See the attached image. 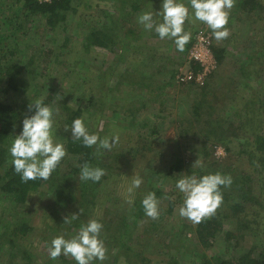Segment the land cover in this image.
<instances>
[{
	"label": "rangeland",
	"instance_id": "1",
	"mask_svg": "<svg viewBox=\"0 0 264 264\" xmlns=\"http://www.w3.org/2000/svg\"><path fill=\"white\" fill-rule=\"evenodd\" d=\"M73 1L75 8L65 11V17L57 18L55 26L51 27L46 17L38 15L23 22L20 11L23 0H0V33L6 34V40L0 43V55L2 64L17 66L18 85L23 87L20 86L18 97H13V101L16 106L24 107L23 115L34 114V109L29 111L28 106L36 99L47 100L48 106L58 113L53 116L54 141L65 147L64 135L71 129L70 114L76 109L80 112L75 118H81L92 134L101 139L114 134L119 137L111 151H98L99 157L108 152L109 156L101 161L111 164L109 172L105 170L96 195L101 203L91 209L92 205L86 202L82 205L88 210L83 224L93 214L103 224L101 236L107 248V259L95 260L92 264H142L141 257L147 259V264H173L174 261L200 264L202 257L212 261L214 257H237L243 250L231 247L229 242L238 239L239 230L245 233L240 241L242 248L253 249L255 257L264 252V161L256 156L262 151L257 150L254 134L264 137V0H255L257 5L253 13L247 12L251 0H235L226 25L230 35L222 41H217L204 23L185 22L184 29L191 36L198 28H204L212 37L217 66L204 87L177 83V72L188 68L186 54L177 50L172 39H160L154 30L148 31L138 23L139 13L130 8L135 0ZM183 3L192 17L190 0H183ZM161 5L162 0L149 1L143 12H152L154 20L159 22L162 20L158 14ZM6 19H17L22 25L16 35L8 33ZM130 29L133 32L128 31ZM101 30L117 36V42L106 47L87 43V34ZM46 48L52 52L46 68L41 70L46 58L42 51ZM114 48L119 54H115ZM144 74L148 75L144 76L148 84L140 88L143 82L139 76ZM116 82L118 86L113 87ZM105 83L107 85L103 86ZM111 86L112 89H107ZM202 90L208 92L205 98L213 107L205 109V118L198 120L199 124L192 119L191 109L195 102L203 100ZM214 100L224 105L214 106ZM65 126L69 127L68 131L64 130ZM236 128H240L238 133L228 138L226 130ZM21 131L17 129L12 135L11 145ZM215 136H226V144L213 142ZM140 144L144 147L137 150ZM225 145L230 147L229 154ZM217 148L220 154L216 153ZM198 159L202 166H193ZM72 161L71 155H66L54 172L66 173ZM177 164L182 168L176 169ZM194 170L224 175L234 172L235 177L242 176L249 184L252 200L246 201L244 210L223 225L234 234L229 241L221 232L209 247L199 245L192 233L196 223L179 215L183 195L176 188V182L181 176L192 175ZM134 175L142 178V184L134 189L130 197L133 203L129 204L126 202L127 189ZM47 186L43 184L37 192L28 195L27 201L16 206L0 194V226L2 220L8 224L21 216L31 228L27 234L18 236L16 248L3 245L0 264H26L22 258L25 252L31 254V264H43L50 259V245L47 244L58 233L53 228V219L48 220L44 212L52 205L50 197L54 196V186ZM157 189L163 192L161 197L156 196L159 217L151 219L145 215L128 229L125 237L120 223L129 227L133 224L135 199L142 202L145 194ZM63 202L66 207H50L62 208L55 215L58 222L79 207L75 201V204L67 199ZM224 211L229 213L228 209ZM240 217H252L256 221L252 224V233L239 228L237 219ZM148 222H152V226L148 230L150 233L145 234L143 225ZM109 223H114L113 227L117 224L111 240L103 238L107 236L104 226ZM61 227L59 233L65 238L79 229L65 223ZM162 227L166 232H162ZM3 238L0 237V242ZM120 241L124 242L123 246ZM9 249L14 259L10 258ZM122 250L128 255H123ZM50 260L51 264H77L63 254Z\"/></svg>",
	"mask_w": 264,
	"mask_h": 264
},
{
	"label": "trees",
	"instance_id": "2",
	"mask_svg": "<svg viewBox=\"0 0 264 264\" xmlns=\"http://www.w3.org/2000/svg\"><path fill=\"white\" fill-rule=\"evenodd\" d=\"M151 2L152 0H135V2H132L130 4V8L136 10L139 14L143 12V7H145L146 10V4ZM249 5V10H247L248 13H253L256 9V1L251 0ZM75 8L74 6V1L73 0H50L49 2H39L38 0H23V4L20 8L21 13L23 14V22L27 21V19L30 16H42L46 17L47 23L51 26H55V20L57 18H64L65 14L64 12L71 9L73 10ZM148 12V10L146 11ZM14 15V14H13ZM249 16V15H248ZM53 18V20H52ZM17 19H6L4 21V24L6 25V28L8 27L11 31V33L14 35L17 34L18 30L21 28L22 25L16 21ZM58 21V20H56ZM17 22V23H16ZM19 24L18 27H14L13 25ZM7 30V29H6ZM133 29H130L128 31H131ZM1 31H3L1 29ZM10 34V36H12ZM157 34V33H155ZM6 34H1L0 33V43L4 42L6 39L4 38ZM87 43L91 44H98L100 46H108L110 44H115L117 42V36L116 38L112 36L110 32H105L104 30L102 31H91L89 34H87ZM212 39V38H211ZM192 42V36L190 38V41L185 45L184 51H182L183 54H186V50L190 46ZM114 48V52H115ZM211 50L213 48L211 47ZM214 51V50H213ZM43 55L46 57L45 60L42 62L41 70L46 68V63L48 61V57L51 55L52 50L50 48H46V50L42 51ZM121 53V51H120ZM115 54H119L116 53ZM216 55V53H215ZM186 65L190 67L194 72H197L199 69V65L196 62H190L188 63L187 60H185ZM17 66L16 65H11L10 64H2L1 62V55H0V194H3L5 198H7L13 206H16L18 204H23L25 201H27V197L30 193L37 192L38 188L41 187L43 184H48V186H54V196L50 197L52 198L53 202L52 205H49L48 209L45 210V215L47 219L49 220L50 218L53 219V228L55 231H57V235H61L59 233V230L62 228L61 226L64 225L63 220L59 219L61 222L56 221L55 215L62 210L56 209V207L50 208L53 205L58 206L61 205V207H64L66 202L62 204V201L64 199H67L70 201V204H75L79 207L74 209V212H79L80 209H82V213L79 217L78 220H75L71 224H67L68 226H76L80 227L83 224V221L86 216L88 210H85L82 205L84 202L92 205L89 209L95 208L96 204L98 202L101 203L100 197L96 198V195L98 193L99 186H101L102 183V178L99 182H93L91 180H80V168L78 165H82L84 163H89L93 167H100L103 168L104 170H109L111 169V164L105 163V161H101V158H107L109 156V153L107 152L106 155L100 154L101 157L98 155L97 147H86L83 145L82 141H73L72 136H71V129L70 131L64 135L65 139V149L67 152V155H71L73 158L71 165H68V170L66 173L59 174L56 172H53L52 175L48 180H42V179H37V180H32L28 182H23L20 178V175L17 174L14 170L13 164H12V157L9 155L10 151V139L12 138V135L15 134V131L17 129H22L23 128V119L25 118V115H23L24 107H18L13 101V97H18L16 96L19 93V88L20 86L23 87L22 84L20 86L18 85L19 80L17 78L18 72L16 71ZM106 70V69H105ZM127 73V72H126ZM213 73V71H212ZM211 73V74H212ZM40 74V72H38ZM209 74L206 77V82L208 80V77H210ZM148 77L147 74L139 76L141 81L143 82L140 88H143L144 86H147L148 82L145 80V77ZM172 76V75H170ZM100 78H103L100 76ZM116 82L113 87L118 86ZM120 83V82H119ZM193 84V83H189ZM107 84L105 83L103 86H106ZM143 86V87H142ZM194 86V84L192 85ZM161 87V86H160ZM200 87H204V84ZM107 89H112L108 87ZM201 96L203 100L197 101L192 105L191 109V114H192V119L194 118L195 121L200 120L202 117L205 116V109L207 107H213L211 104V101H206V95L207 93L202 90ZM35 98L37 96L35 95ZM216 99V98H213ZM217 100V99H216ZM215 101V100H214ZM214 106H223L224 104L221 105L220 102L215 101ZM43 103L45 105H48L47 100H43ZM209 103L210 105L207 106L206 104ZM216 107V108H217ZM264 111V110H263ZM54 116H56L58 113L55 112L53 109ZM80 110L76 109L75 111H71L70 114V120L68 123L72 126L73 119L78 116ZM32 114H28L27 116H30ZM205 118V117H204ZM244 119V123H245ZM213 122H215L213 120ZM199 124H201L198 121ZM217 123V122H216ZM242 124L241 126H245V124ZM192 126V123H191ZM240 128L236 129H227L226 133H229L228 138L230 135H236ZM89 133L92 134L91 130L88 129ZM251 134V133H250ZM255 134V142L257 145V150L262 151V153L256 154L262 161H264V137L261 135H258L254 132ZM254 134H252V138L254 137ZM62 135V136H63ZM14 137V136H13ZM226 136L225 137H220V136H215L213 138V142L215 143H221V144H226ZM137 148L140 149L144 147V145L140 144ZM255 145V148H256ZM226 147V152L227 154L230 153V147L225 145ZM102 150V149H100ZM251 153L253 154L254 151L252 150ZM260 154V155H259ZM179 162V161H178ZM176 169H181L182 167L177 164L175 166ZM211 172H204L201 170H194L193 174L196 176L200 177L205 174H209ZM232 176V184L230 187H223L221 186V192L223 194V202L222 204L218 207L216 210L215 214L211 216L210 218L203 219L200 223H196L194 228L192 229V233L195 236V239L199 245H203L204 247H209L212 239L216 237L221 232H224L225 239L229 241L230 238H234V234L230 230H225L223 225L227 220H230V217L232 218L233 216H237V214L241 213L244 210V203L248 200H252V196L250 195V187L248 182L245 180L244 177H239L236 175L234 172H230ZM113 174V173H112ZM226 174V173H225ZM228 175V174H226ZM104 177V176H103ZM249 181V180H248ZM47 186V187H48ZM246 188L245 192L242 194V191H244V188ZM149 192H153L150 190ZM156 196H162L163 192L162 190H155ZM81 197V198H80ZM48 199V197H47ZM68 205V204H67ZM172 206V205H171ZM170 206V207H171ZM66 207V206H65ZM263 207V205H262ZM133 209L135 208L134 213L132 214V225L129 227L128 225H125L123 223H120V226L123 227L125 237L128 235V232L130 229L138 220H142L145 218V212L142 206V202H140L139 199H135L134 201V206L132 207ZM10 209V208H9ZM225 209L229 210V213H225ZM73 212V213H74ZM231 213V216L229 215ZM92 218H96L93 215H91ZM84 218V219H83ZM24 217H17L15 218L14 221H11L10 223H6L5 220H2L5 223H1L0 226V237H4L2 239V242H0V250H2L3 245H7L10 248H16V239L18 236L25 235L29 232L31 229L30 226L27 225L26 221H23ZM46 219V220H47ZM252 219V222H251ZM250 222V223H249ZM237 223L239 225V228H245V231H250L252 233L254 227L252 224H256V221L251 217L249 219L240 217L237 219ZM114 223H109L105 224L104 229L107 232V236L103 237L104 239L108 237V240L112 239L111 234L114 233ZM123 224V225H121ZM10 225H13L10 228ZM47 225V224H46ZM150 226H152V222H148L147 225H143V233H150ZM154 230V228H152ZM164 229V230H163ZM162 232H166V228H161ZM225 230V231H224ZM123 232V231H122ZM258 232V230H256ZM245 233L241 234L240 230L239 232L236 233L238 239L234 238V242H229V245L233 248H240L243 251L237 256V257H214L213 261L212 260H207L202 257V262L200 264H264V252H260L258 256H253L252 252L253 249L251 248H242L243 244L240 242L242 241V236ZM56 235V236H57ZM22 237V236H21ZM102 238V236H101ZM225 240V241H226ZM136 243H138V239L135 238L134 240ZM121 245H124L123 241H120ZM47 244V243H46ZM47 245H50L47 244ZM127 250V246L125 247ZM264 251V248L262 249ZM128 251V250H127ZM9 254L10 258L14 259L15 255L14 253L9 249ZM123 255H128L127 252H124L122 250ZM23 261L26 264H31L33 263V260H31V254L29 252H25V254L22 255ZM140 260L142 261V264H147V259L144 257H141ZM177 261H174L173 264H177ZM43 264H51V260L48 259L46 263Z\"/></svg>",
	"mask_w": 264,
	"mask_h": 264
},
{
	"label": "clouds",
	"instance_id": "3",
	"mask_svg": "<svg viewBox=\"0 0 264 264\" xmlns=\"http://www.w3.org/2000/svg\"><path fill=\"white\" fill-rule=\"evenodd\" d=\"M234 5L235 0H190L194 14L190 17L189 8L183 0H162L158 13L162 17L161 21L154 20L152 12H142L137 17V21L146 30H154L160 39H172L177 50L182 52L191 38V33L184 29L185 22L189 20L204 23L211 29L217 41L227 39L230 32L226 25L230 10ZM28 108L29 111L34 109V114L25 116L21 133L15 135L9 149L12 164L23 182L37 179L48 180L67 152L63 143L54 141L53 109L45 105L42 99L31 102ZM64 130L68 131L69 127L65 126ZM71 136L73 141H82L86 147L98 145L97 151L100 149L111 151L119 140L116 134L111 138L103 139L97 134H90L84 121L79 117L72 122ZM193 166H202L199 159L194 162ZM78 167L80 168V180L99 182L106 174L103 168L93 167L89 163L78 165ZM141 184L142 178L134 175L131 186L127 189L129 194L127 203H133L130 198L131 194ZM231 184L232 177L219 172L200 177L195 174L181 176L176 182V188L183 195L179 215L193 223H200L203 219L210 218L223 202L221 186L230 187ZM142 206L146 216L151 219L159 217V200L155 192H148L144 195ZM81 213L82 209L65 216L63 223L71 224L79 219ZM102 229L103 224L96 218H91L87 223L82 224L70 238H65L63 234L55 236L48 248L50 259L56 260L63 254L73 258L77 264H92L95 260L103 262L107 259V248L101 238Z\"/></svg>",
	"mask_w": 264,
	"mask_h": 264
},
{
	"label": "built area",
	"instance_id": "4",
	"mask_svg": "<svg viewBox=\"0 0 264 264\" xmlns=\"http://www.w3.org/2000/svg\"><path fill=\"white\" fill-rule=\"evenodd\" d=\"M211 38L210 32L204 28H198L194 32L192 42L186 53V60L188 63L196 62L199 69L194 72L188 66L187 70L177 72V83H193L196 86H202L206 81V77L215 70L217 63L211 50ZM216 153H221L219 148H217Z\"/></svg>",
	"mask_w": 264,
	"mask_h": 264
}]
</instances>
